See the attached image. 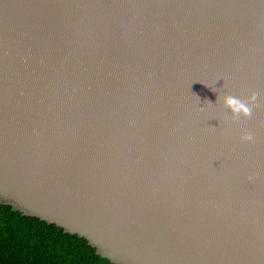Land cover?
<instances>
[{"label": "water", "instance_id": "water-1", "mask_svg": "<svg viewBox=\"0 0 264 264\" xmlns=\"http://www.w3.org/2000/svg\"><path fill=\"white\" fill-rule=\"evenodd\" d=\"M0 204L111 264H264V0H0Z\"/></svg>", "mask_w": 264, "mask_h": 264}, {"label": "trees", "instance_id": "trees-1", "mask_svg": "<svg viewBox=\"0 0 264 264\" xmlns=\"http://www.w3.org/2000/svg\"><path fill=\"white\" fill-rule=\"evenodd\" d=\"M0 264H111L85 239L0 204Z\"/></svg>", "mask_w": 264, "mask_h": 264}, {"label": "clouds", "instance_id": "clouds-1", "mask_svg": "<svg viewBox=\"0 0 264 264\" xmlns=\"http://www.w3.org/2000/svg\"><path fill=\"white\" fill-rule=\"evenodd\" d=\"M259 95L260 94L255 91L251 92L246 99H241L233 95H225L222 98V107L230 111V119L232 122H238L241 118L247 120L252 118L253 109L259 106ZM240 140L251 143L254 142L255 137L251 132L245 131L240 136ZM255 175L256 174L250 175L247 179L251 182L255 179Z\"/></svg>", "mask_w": 264, "mask_h": 264}]
</instances>
